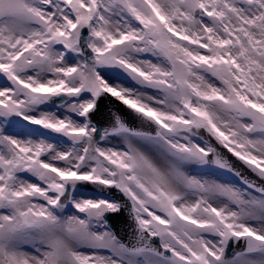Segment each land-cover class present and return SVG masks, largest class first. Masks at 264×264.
I'll use <instances>...</instances> for the list:
<instances>
[{"label": "snow or ice", "instance_id": "6c2138e0", "mask_svg": "<svg viewBox=\"0 0 264 264\" xmlns=\"http://www.w3.org/2000/svg\"><path fill=\"white\" fill-rule=\"evenodd\" d=\"M0 264H264V0H0Z\"/></svg>", "mask_w": 264, "mask_h": 264}, {"label": "water", "instance_id": "95a60500", "mask_svg": "<svg viewBox=\"0 0 264 264\" xmlns=\"http://www.w3.org/2000/svg\"><path fill=\"white\" fill-rule=\"evenodd\" d=\"M108 106H114L116 109L119 110V112L121 113V115H123L130 122L133 120V118L130 115V113L128 112V110L126 108H124L122 105H120L118 102H116V101L113 100L112 103H111V105H109V102L108 101H104L101 104L102 110H104ZM227 155H228L229 159H231L233 162H236L235 161V158L234 157H231V154H227ZM118 219H119V223L122 225L127 220V216H126V214H122Z\"/></svg>", "mask_w": 264, "mask_h": 264}]
</instances>
